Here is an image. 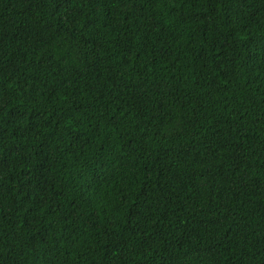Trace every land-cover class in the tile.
Returning a JSON list of instances; mask_svg holds the SVG:
<instances>
[{"label": "trees", "instance_id": "trees-1", "mask_svg": "<svg viewBox=\"0 0 264 264\" xmlns=\"http://www.w3.org/2000/svg\"><path fill=\"white\" fill-rule=\"evenodd\" d=\"M0 264H264V0H0Z\"/></svg>", "mask_w": 264, "mask_h": 264}]
</instances>
